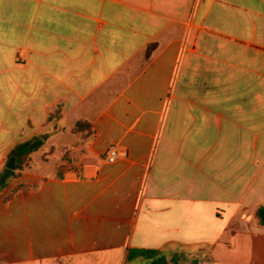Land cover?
I'll return each instance as SVG.
<instances>
[{"label":"crops","instance_id":"1","mask_svg":"<svg viewBox=\"0 0 264 264\" xmlns=\"http://www.w3.org/2000/svg\"><path fill=\"white\" fill-rule=\"evenodd\" d=\"M31 140L0 264H264V0H0V173Z\"/></svg>","mask_w":264,"mask_h":264},{"label":"trees","instance_id":"2","mask_svg":"<svg viewBox=\"0 0 264 264\" xmlns=\"http://www.w3.org/2000/svg\"><path fill=\"white\" fill-rule=\"evenodd\" d=\"M154 47H155L154 45H151L147 48L145 52L146 61L149 60L152 52L154 51ZM84 126H85L84 123L79 122L75 126L74 131L79 132L83 130ZM40 145H41V142L37 140H31V141L19 144L18 146L15 147L14 154H13L16 158L15 170L10 171L7 168H5L0 173V194L6 189L10 180L18 177L23 166L27 165L29 155L35 152L40 147ZM61 169L58 170V174H57L58 179L62 178L63 172L72 170V167L70 163L67 161L65 166L62 167ZM20 189L21 188L14 190L13 193L9 196V198ZM256 218L259 224L264 227V208L260 207L256 210ZM160 255H161L160 252H157V251L131 249L126 254L125 264H133L137 260L152 261L158 258Z\"/></svg>","mask_w":264,"mask_h":264},{"label":"built area","instance_id":"3","mask_svg":"<svg viewBox=\"0 0 264 264\" xmlns=\"http://www.w3.org/2000/svg\"><path fill=\"white\" fill-rule=\"evenodd\" d=\"M117 158V150L116 149H112L107 156V162L108 163H114L115 160Z\"/></svg>","mask_w":264,"mask_h":264},{"label":"water","instance_id":"4","mask_svg":"<svg viewBox=\"0 0 264 264\" xmlns=\"http://www.w3.org/2000/svg\"><path fill=\"white\" fill-rule=\"evenodd\" d=\"M15 163L16 160L14 157L10 158L6 164V168L10 171H14L15 170Z\"/></svg>","mask_w":264,"mask_h":264}]
</instances>
